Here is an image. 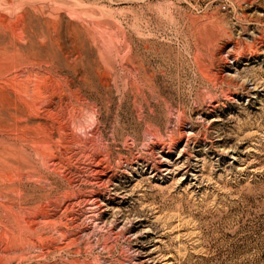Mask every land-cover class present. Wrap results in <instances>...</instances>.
Instances as JSON below:
<instances>
[{
	"label": "rangeland",
	"instance_id": "374dc122",
	"mask_svg": "<svg viewBox=\"0 0 264 264\" xmlns=\"http://www.w3.org/2000/svg\"><path fill=\"white\" fill-rule=\"evenodd\" d=\"M0 264H264V0H0Z\"/></svg>",
	"mask_w": 264,
	"mask_h": 264
},
{
	"label": "bare ground",
	"instance_id": "6f19581e",
	"mask_svg": "<svg viewBox=\"0 0 264 264\" xmlns=\"http://www.w3.org/2000/svg\"><path fill=\"white\" fill-rule=\"evenodd\" d=\"M227 55V54H226ZM229 56H230V54H229ZM228 57V56H227ZM102 224V223H101Z\"/></svg>",
	"mask_w": 264,
	"mask_h": 264
}]
</instances>
